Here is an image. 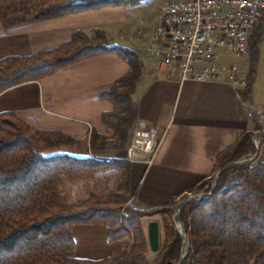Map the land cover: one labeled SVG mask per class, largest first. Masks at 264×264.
<instances>
[{
	"label": "trees",
	"instance_id": "obj_1",
	"mask_svg": "<svg viewBox=\"0 0 264 264\" xmlns=\"http://www.w3.org/2000/svg\"><path fill=\"white\" fill-rule=\"evenodd\" d=\"M133 0H0V24L4 28L105 7H119ZM264 38V11L249 41L254 68ZM101 54L124 58L130 71L114 86L100 93L111 111L102 115L112 132V143L91 132L88 146L59 131L38 130L11 112L0 114V264H178L183 254L182 238L173 215L180 199L168 205L139 209L133 205L130 165L110 161L96 154L104 149L128 145L136 119L133 89L140 62L131 49L109 45L105 35L76 32L58 47L32 56H11L0 60V94L28 82L52 76L59 69ZM239 90L247 101L254 79ZM252 132H246L215 160L214 173L226 165L255 154ZM257 156L226 169L211 195L187 203L180 212L189 249L181 264H264V134ZM62 149V151H57ZM68 151H67V150ZM78 149L77 153L69 150ZM80 151L89 154L79 155ZM74 151V150H73ZM113 174L112 185L90 190L75 202L65 203L61 186L67 181L96 179ZM212 179L192 191L203 189ZM209 181V182H208ZM132 199V202H128ZM160 218L163 243L150 261L142 218ZM101 225L108 243L130 239L120 260H81L75 256L72 228Z\"/></svg>",
	"mask_w": 264,
	"mask_h": 264
},
{
	"label": "crops",
	"instance_id": "obj_2",
	"mask_svg": "<svg viewBox=\"0 0 264 264\" xmlns=\"http://www.w3.org/2000/svg\"><path fill=\"white\" fill-rule=\"evenodd\" d=\"M95 31L102 32L109 45L131 49L138 55L140 73L133 89L137 106L135 121L145 122L164 138L149 169L142 163H127L130 190L135 191V201L143 209L166 206L209 179L214 173L216 157L243 133L253 129L254 115L248 110L249 99L242 100L239 90L225 83H181L178 73H170L146 53L152 31L147 37L144 35L145 40L137 37L136 26L130 22L123 6L12 28L0 24V60L32 56L58 47L76 32L90 37ZM129 71L127 61L117 54L93 56L67 65L40 81L2 92L0 114L11 112L38 130L59 131L81 143L89 139L91 132L112 143V132L102 122V115L111 111L112 105L100 93L114 86ZM253 96L252 93L250 98ZM126 147L100 150L96 155L125 162ZM113 177L103 172L81 184L87 195L90 190L109 188ZM72 235L75 256L81 260L117 261L129 247L128 243L121 245L127 239L108 243L106 228L101 225H75Z\"/></svg>",
	"mask_w": 264,
	"mask_h": 264
},
{
	"label": "built area",
	"instance_id": "obj_3",
	"mask_svg": "<svg viewBox=\"0 0 264 264\" xmlns=\"http://www.w3.org/2000/svg\"><path fill=\"white\" fill-rule=\"evenodd\" d=\"M258 10H264V0H160L146 53L178 73L181 83L244 88L237 65L225 58L248 51ZM163 138L145 122L135 121L124 161L149 169Z\"/></svg>",
	"mask_w": 264,
	"mask_h": 264
},
{
	"label": "rangeland",
	"instance_id": "obj_4",
	"mask_svg": "<svg viewBox=\"0 0 264 264\" xmlns=\"http://www.w3.org/2000/svg\"><path fill=\"white\" fill-rule=\"evenodd\" d=\"M159 2H160V0H133L132 2H128V3H125L124 5H122L124 7L125 11L128 12V14H129L130 22L136 26L137 37L141 38V36H142L143 37V38H141L142 40H145L146 37L152 31V29H154V24H155V20H156V16H157ZM144 35H146V37ZM249 51L250 50L248 49V51L244 55L239 56V57L229 56V57L225 58V60L229 63H235L237 65L238 73H239L240 77H243V79H245L246 86L248 84L249 77L254 79L253 88H252L253 89L252 93L254 94V96H253V99L250 98L251 100L249 99V101L247 102L248 103V110L251 111L254 115L252 117L254 119L253 120L254 121L253 129L250 131L254 134L256 132L263 130V128H264V96H263V88H264V38H263V41L260 45L259 55H258L256 65L254 66V68L251 67L252 57H251ZM244 88H239L238 90H242ZM249 107H251V108H249ZM262 135L257 134L255 139H254L258 150L260 148V144H261L260 137ZM130 137H131V135H130ZM76 141H78V140H76ZM88 141H89V139L84 143H81L80 141H78V142H80L81 145H84L87 147ZM252 141H253V135H252ZM73 150L72 151L69 150L70 151L69 153H77L76 151H78V149H73ZM57 151H62V149H59ZM79 153H81L79 155H83V156L86 154L87 155L89 154L87 151L83 152L80 150H79ZM215 173L212 174V176H211L212 179L210 180V182L208 181L209 183L203 189H200L198 191H190V193H187L185 196H187L188 194L195 193V192H200V193H202V195H209L213 189V186H214L213 178H214ZM112 180H113V178H112ZM82 181H85V180L82 179V180L67 181L61 186V195L63 198V202L71 203V202H75L77 200H81L85 197L86 193L84 191L86 189L84 188L85 186L83 184H81ZM185 196L181 197L180 200L182 198H184ZM179 201L177 202V204L179 203ZM199 201H201V200H199ZM131 202H132V199L130 200V203ZM133 205L139 209H143L142 207L137 205V201H135V196H134ZM175 209H176V207H175ZM174 214H175V212H174ZM154 220L158 221V223H159L160 236H159V248H158V250H160L162 243H163V234H162V226H161L160 218L158 216L151 217V218H142L141 219V226H142L144 233L146 234V237H147V225L150 221H154ZM173 221H174V225L176 227V220H175L174 215H173ZM127 243L130 246V244H131L130 239H127V242L125 241V243L121 244L122 247H124ZM126 251L127 250L125 248V252ZM157 252L150 251L149 246H148V251L146 252V256L150 261H153L157 256ZM113 261H116V260H113Z\"/></svg>",
	"mask_w": 264,
	"mask_h": 264
},
{
	"label": "water",
	"instance_id": "obj_5",
	"mask_svg": "<svg viewBox=\"0 0 264 264\" xmlns=\"http://www.w3.org/2000/svg\"><path fill=\"white\" fill-rule=\"evenodd\" d=\"M263 96H264V88H263ZM257 134H259V135L264 134V128H263V130L253 134L252 143H253V146L255 148V154L252 155V156H248V157L242 158V159H240L238 161L232 162V163L226 165L225 167H223L221 170L217 171L215 173V175H214V178H213L214 186H213V189H212L211 193L213 192V190L216 187V183L218 181L219 176L226 169H228V168H230L232 166L241 164L243 162H246L248 160V158H249V160H252V159H254L257 156L258 148H257V146L255 144V140H254ZM210 194L209 195H202V193H200V192H195V193H192V194H188L187 196L182 198L179 201V203L177 204V206H176L175 214H174V217H175V220H176V229L179 232V234L181 235V238H182V241H183L182 242V252H183V254H182L178 264L182 263V260L186 256V253H187V251L189 249V246H188L187 241H186L185 233H184V228H183V226H182V224L180 222V212H181L182 208L187 203L193 202V201L204 200V199L208 198L210 196ZM129 203H130V201L128 202V204ZM159 236H160V230H159L158 221H155V220L154 221H150L148 223V225H147V241H148V245H149L150 251H152V252H157L158 251V248H159Z\"/></svg>",
	"mask_w": 264,
	"mask_h": 264
},
{
	"label": "bare ground",
	"instance_id": "obj_6",
	"mask_svg": "<svg viewBox=\"0 0 264 264\" xmlns=\"http://www.w3.org/2000/svg\"><path fill=\"white\" fill-rule=\"evenodd\" d=\"M262 11H264V10H258V18H259ZM258 18H257V20H258ZM150 41H151V37H150Z\"/></svg>",
	"mask_w": 264,
	"mask_h": 264
}]
</instances>
